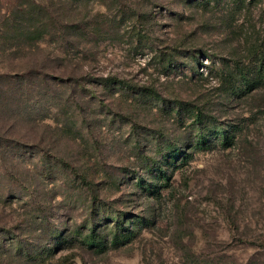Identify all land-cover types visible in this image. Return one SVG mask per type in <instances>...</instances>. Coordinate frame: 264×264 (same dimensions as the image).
<instances>
[{
    "label": "rangeland",
    "instance_id": "obj_1",
    "mask_svg": "<svg viewBox=\"0 0 264 264\" xmlns=\"http://www.w3.org/2000/svg\"><path fill=\"white\" fill-rule=\"evenodd\" d=\"M0 264H264V0H0Z\"/></svg>",
    "mask_w": 264,
    "mask_h": 264
},
{
    "label": "trees",
    "instance_id": "obj_2",
    "mask_svg": "<svg viewBox=\"0 0 264 264\" xmlns=\"http://www.w3.org/2000/svg\"><path fill=\"white\" fill-rule=\"evenodd\" d=\"M132 88L133 89H138V90H140L141 92H148V93H152V94H154V95H157L160 99L162 98V97H160L158 94H157V92L155 91V90H152V89H149V88H145V87H143V88H137L136 86H132ZM163 100H165L164 98H162ZM168 102H169V100H167ZM181 103H179V101L177 100V101H175V105H180ZM196 117L198 118V119H200V114H196ZM82 183L84 184V185H86V187H87V189H88V191L89 192H92L93 191V188H92V186L90 185V183L87 181V179L86 178H84V177H82Z\"/></svg>",
    "mask_w": 264,
    "mask_h": 264
}]
</instances>
